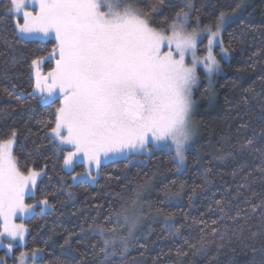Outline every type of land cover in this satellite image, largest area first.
I'll return each instance as SVG.
<instances>
[{"label":"trees","instance_id":"trees-1","mask_svg":"<svg viewBox=\"0 0 264 264\" xmlns=\"http://www.w3.org/2000/svg\"><path fill=\"white\" fill-rule=\"evenodd\" d=\"M183 2L165 0L153 14V23L163 25ZM151 4L152 0H139L142 8ZM238 4L239 10L222 32L224 47L232 53L230 61L223 63L221 73L212 81H202L194 91L202 134L187 154L186 168L177 170L172 152L153 149L102 165L96 184L90 185L85 181L72 183V173L63 168L64 153L56 151L48 130L39 123L50 119V109L38 95H29L34 85L32 60L47 58L53 45L19 39L13 21L4 13L6 4L0 1V139L8 138L13 129L17 131L14 152L20 166L43 173L36 200L47 199L51 207L27 222L25 248L43 252L37 264H209L210 260L217 264L212 260L216 256L218 264H250L254 256L260 258L261 241L248 237L264 224L260 210L251 211L264 198V178L257 171L261 154L255 151L264 148L260 138L264 130V0H193L190 23L194 26L199 17L201 29H214L220 13L231 14ZM241 124L248 127L242 129ZM253 136V145L241 149L240 145ZM136 157L144 162L137 163ZM249 173L246 182L243 176ZM237 191L242 195L237 196ZM133 200L137 201L135 206ZM217 200L223 201L224 219ZM210 207L217 210L209 212ZM121 209H128L124 214L129 217H140V222L128 240L126 253L105 256L99 251L104 238L127 236V226L116 225L114 216L112 222H106L113 210ZM241 209L247 210V220ZM238 212L240 219L233 223L229 217ZM170 216L171 221L167 219ZM213 220L218 223L213 224ZM167 223L180 227L181 232L169 230ZM241 224L246 229L244 243L233 237L219 253L213 244L207 257L193 255L194 249L185 243L187 239L199 248L202 240L218 241L226 228L237 229ZM96 225L116 226L117 232L106 231L101 237ZM213 228L218 230L215 236ZM178 249L188 255L178 256ZM116 251H121L119 244Z\"/></svg>","mask_w":264,"mask_h":264},{"label":"snow or ice","instance_id":"snow-or-ice-1","mask_svg":"<svg viewBox=\"0 0 264 264\" xmlns=\"http://www.w3.org/2000/svg\"><path fill=\"white\" fill-rule=\"evenodd\" d=\"M164 2L152 0L150 7L142 8L139 0H7L4 13L13 21L20 39L48 41L53 45L47 58L54 59L55 66L43 75L36 72L33 91L29 95L38 94L41 102L49 107L50 119L39 123L48 130L56 151L66 153L63 157L65 167L71 168L74 160L82 157L89 166L85 175L95 180L92 168L99 171L104 161L150 153L156 148L174 152L178 171L185 164V153L196 135L193 89L199 80L197 66L202 65L209 78L220 71L221 65L213 49L219 45L221 52L227 54L219 39L220 32L240 5L232 9L231 14L221 12L215 30H212L210 27L201 29L199 17L194 26L190 23L193 0H184L163 25L153 23V14ZM29 7L33 10L29 11ZM205 34V54L200 56L198 41ZM44 59L46 57L33 59L32 65L37 66ZM9 94L14 93L9 91ZM240 127L243 129L248 125L241 124ZM260 138L264 140V130H261ZM16 140L15 129L8 138L0 139V245H4L7 237L9 252L14 241H24L27 228L16 224L14 219L18 215L27 216L36 207L25 203V197L34 195L37 178L41 175L35 169L21 168L14 152ZM254 140L255 136L248 139L246 144L240 145L241 149L253 145ZM255 151L261 154L257 171L264 178V148ZM243 167L241 165V169ZM250 176L251 173L243 176L244 181L247 182ZM72 179L75 181L77 176ZM183 188L181 184L180 190ZM240 195L237 191V196ZM39 203L48 206L47 199ZM136 203V200L132 201L133 206ZM215 204L224 219L227 214L223 201L217 200ZM217 209L210 207L208 211ZM257 210L264 218V198L260 204L252 206L253 213ZM127 211L113 210L106 218L110 223L114 216L116 225H126L127 236L104 238L99 251L105 256H122L128 251V240L134 235L140 217H129L124 214ZM241 212L247 220V210L241 209ZM229 218L236 223L240 212ZM167 219L171 221L172 217ZM166 227L175 229L177 234L181 232V228L173 223H167ZM95 230L101 237L106 231L117 232L116 226L96 225ZM217 231L213 228L212 234L215 236ZM245 231L241 224L237 229L226 228L219 234L218 241L202 240L199 248L187 239L185 243L189 249H194L193 255L207 257L213 244L218 253L229 246L233 237L243 244ZM248 238L259 239L262 243L260 258L254 256L250 264H264V224ZM117 244L121 246L119 253ZM41 252L42 249L22 252L17 257V264H27L28 260L37 264L36 257ZM253 252H256L255 247ZM177 255L187 256L188 252L178 249ZM212 260L218 264L219 257ZM0 264H3L2 260ZM209 264H212L211 260Z\"/></svg>","mask_w":264,"mask_h":264},{"label":"rangeland","instance_id":"rangeland-1","mask_svg":"<svg viewBox=\"0 0 264 264\" xmlns=\"http://www.w3.org/2000/svg\"><path fill=\"white\" fill-rule=\"evenodd\" d=\"M0 1H3L5 4H7V0H0ZM28 10L31 11L33 9L31 7H29ZM230 20H227L225 22V24L223 25L222 29H221L219 39H221L222 41H223L222 32L225 29L226 24ZM20 22L22 23V20ZM204 28H206V27H203V29ZM212 30H215V27H214V29L212 28ZM15 32H16V30H15ZM16 36L19 38V36L17 35V33H16ZM37 41H39V40H37ZM39 42H41V41H39ZM43 42H46V41H43ZM206 45H207V35L205 34V36L203 37V39H201V40L198 41V55L203 56L205 54L204 53V49H205ZM223 47H224V44H223ZM213 51H214V54L216 55L217 60H219V62H220L221 69H220L219 72L214 73L209 78L207 76V73L204 71L203 66L202 65H198L197 66V74H198L199 80H198L197 85L193 89V98H194V91H195V89L200 84H202V81H204L205 83H209L210 81H212L213 80L212 78H213L214 75H216L217 73H221L223 63H226L227 64L230 61V58L232 57V53H231V51L229 49H227V54L225 55L223 52H221V48H220L219 45L215 46L214 49H213ZM188 59L190 60V57ZM54 66H55L54 59L52 60V62H49V59L48 58H46L45 60H43L37 66H33L32 65V78H33V82L35 83V78H36V75L35 74H36L37 71H39L43 75V74H46L48 71H50L51 68L54 67ZM35 95H38V94H35ZM42 104H44V103H42ZM193 124H194L195 129H196V135L193 137V143H192L191 147L185 153V164L180 167V170L179 171H182V170H184L186 168V166H187V154L195 149L198 141L200 140L201 134H202V129L200 128V122H199V119H198V117L196 115L195 106H194V109H193ZM1 139H3V138H1ZM14 147H15V145H14ZM156 149H159V148H156ZM161 150H165V149H161ZM172 153H173V157H174V152H172ZM65 154L66 153H64V155ZM141 154H144V153H141ZM141 154H139V155H141ZM129 158H131V157L120 156V157H117V158H114V159H111V160H106V161L103 162L102 165L108 164V163L114 162V161L126 160V159H129ZM135 160H136L137 163H139L140 161L141 162H144L143 159L140 160V158H137V157H136ZM176 163H177V161H176ZM63 168H64V170L67 173H72V177L77 176V179L75 181L72 179V183H74V184L79 183L81 181H85V182L89 183L90 185H95L96 182H97V180H98V178H99V171H97L94 167L92 168V176H95V180H92V178L90 176L85 175V173L88 172V170H89V166H88L87 162L82 157H77L74 160V163L71 166V168L65 167L64 164H63ZM40 173H41V175L37 178V183H38V180L43 175L42 172H40ZM77 174H80V175L78 176ZM36 187H37V184H36ZM36 187L33 190L34 195L26 196L25 197V203L34 204V205H36V207L27 216L18 215L14 219V222L16 224H23L27 228V232L25 233L24 241H22V242L21 241H18V240L17 241H14L13 242L14 247H13L12 251L9 252L8 249H7V247H6V244L8 243V238L7 237L4 238V245H0V260L3 261V264H17V257H19L22 252H31V251H28L25 248L26 247L27 235H28V229H29L27 222H28V220H30V218L35 213H37V212H39V213H46V212H48V211L51 210V207L49 206V204H48V206H45V205L39 203V201H42V200H36ZM0 223H2V222H0ZM0 230H2V228H0ZM42 256H43V252H41L36 257V261H38ZM27 264H32V261L31 260H28L27 261Z\"/></svg>","mask_w":264,"mask_h":264}]
</instances>
